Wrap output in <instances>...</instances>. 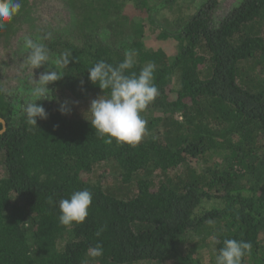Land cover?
<instances>
[{"label":"trees","instance_id":"1","mask_svg":"<svg viewBox=\"0 0 264 264\" xmlns=\"http://www.w3.org/2000/svg\"><path fill=\"white\" fill-rule=\"evenodd\" d=\"M20 2L0 38L34 9L35 0ZM64 2L71 26L41 33L51 57L74 58L51 83V101L42 104L47 119L29 124L23 105L17 110L0 85L7 124L0 134V264H202L206 244L216 264L224 239L250 242L243 264H264V0H241L218 23L219 0H202L194 14L165 19V26L153 17L182 11L179 0ZM152 11L147 23L139 18ZM148 26L176 43L174 50L148 44ZM126 53L134 60L129 72L155 65L159 90L142 113L148 135L136 146L107 143L90 111L73 114L70 104L106 98L110 90L94 85L88 69L101 60L117 66ZM215 155L222 159L213 164ZM103 163L116 173L112 188L91 178ZM84 189L93 194L88 217L62 225L59 201ZM189 233L199 240L182 252ZM97 243L103 255L91 258L87 250Z\"/></svg>","mask_w":264,"mask_h":264},{"label":"clouds","instance_id":"2","mask_svg":"<svg viewBox=\"0 0 264 264\" xmlns=\"http://www.w3.org/2000/svg\"><path fill=\"white\" fill-rule=\"evenodd\" d=\"M21 7L20 0H0V30H3L6 24L18 14ZM50 37L51 33H48L44 38ZM24 47L28 50L25 64L32 70L47 64V69L40 74L39 79L32 82L33 86L30 89L32 100L23 106L27 122L36 126L38 119L48 117L46 109L43 105L37 104V101L50 99L48 85L64 77L62 68L69 65L74 58L69 59L72 54L65 53L62 59L53 63L46 45L33 40L30 36L24 37ZM133 67L132 54L126 53L125 59L117 66L101 60L88 69V79L94 85H99L103 93L105 90H110L106 98L99 95L91 101L88 109L91 119L87 118L96 134L101 138H107V143H111L115 138L117 143L136 146L148 135V122L142 113L159 95L158 87L154 82L155 65L146 64L139 74L128 71ZM60 111L62 114H67L66 104H61ZM49 203H53L51 198ZM92 203L91 191L87 189L74 191L69 198L59 201V222L64 226L83 223L89 215ZM103 230V228L99 229L96 235L100 236ZM213 240L216 244L220 243V240L215 237ZM251 250L250 242L224 239L223 247L219 249L216 256V264H243V258L250 254ZM103 251V246L97 243L95 246H89L87 255L98 258L103 255Z\"/></svg>","mask_w":264,"mask_h":264},{"label":"rangeland","instance_id":"3","mask_svg":"<svg viewBox=\"0 0 264 264\" xmlns=\"http://www.w3.org/2000/svg\"><path fill=\"white\" fill-rule=\"evenodd\" d=\"M199 1L202 0H179L178 4L182 7V11L178 7H174V10L167 8L166 10L157 11L158 14L153 18L157 21V24L165 26L167 25L165 19L174 21L181 16L194 14L198 9V5L201 4ZM240 2L241 0H219V5L215 12V22H220ZM34 4V9L28 14L29 16L13 28L15 31L7 32L8 35L0 38V85L6 92L8 98H10L11 103L17 107V110H19L21 105L24 106L26 102L32 100V97L30 96V89L33 86L32 82L35 79L38 80L40 74L47 69V64L34 70L25 64L28 50L24 47V37L30 36L33 40L40 42L42 39L41 33L43 31H64L72 24V11L70 7L65 4L64 0H35ZM153 12L154 11L151 12L152 14L146 12L139 18L147 23L148 18L154 15L155 12ZM137 14L136 12L134 13L136 17L138 16ZM158 31L159 29L149 30V33H147L145 38L146 42L154 48L164 47L167 48L169 52H172L176 43L168 39H157ZM50 58L53 63L56 61L54 57L50 56ZM54 67L55 66H53V68ZM262 78H264V74L262 75ZM48 87L51 88V83ZM50 90L51 89H49L50 99L39 100L37 101V104L42 105L43 103L51 101ZM93 99L94 96H88L84 100L70 101L71 112L73 114L88 112V108ZM22 108L23 107H21V109ZM221 159L222 158L215 155L210 162L216 164L220 162ZM200 165L201 163H198L197 165L194 163L192 166H197L199 168ZM5 175L6 170L3 159L0 158V177H4ZM97 175L108 188H112V186L118 184L112 163H103L96 166L91 178H95ZM197 240H199L198 235L189 233L183 242L182 252H187L193 245V241ZM204 247L205 248H202V252L198 255L202 264H210L212 255L214 254L213 248L209 244H206Z\"/></svg>","mask_w":264,"mask_h":264},{"label":"water","instance_id":"4","mask_svg":"<svg viewBox=\"0 0 264 264\" xmlns=\"http://www.w3.org/2000/svg\"><path fill=\"white\" fill-rule=\"evenodd\" d=\"M0 122L3 124L2 130H0V134H1V133H3L6 130L7 124H6L5 119H3V118H0Z\"/></svg>","mask_w":264,"mask_h":264}]
</instances>
